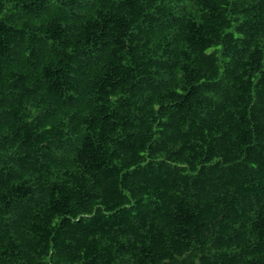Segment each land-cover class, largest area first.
<instances>
[{"label": "trees", "instance_id": "1", "mask_svg": "<svg viewBox=\"0 0 264 264\" xmlns=\"http://www.w3.org/2000/svg\"><path fill=\"white\" fill-rule=\"evenodd\" d=\"M0 264H264V0H0Z\"/></svg>", "mask_w": 264, "mask_h": 264}]
</instances>
